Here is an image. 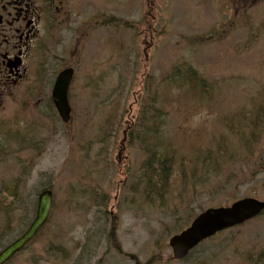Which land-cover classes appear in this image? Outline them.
I'll use <instances>...</instances> for the list:
<instances>
[{
    "label": "rangeland",
    "instance_id": "374dc122",
    "mask_svg": "<svg viewBox=\"0 0 264 264\" xmlns=\"http://www.w3.org/2000/svg\"><path fill=\"white\" fill-rule=\"evenodd\" d=\"M228 1L70 3V21L28 59L31 86L0 89V250L33 222L39 194L54 193L43 229L9 264H264V214L183 260L169 245L207 208L264 201L262 166L241 158L244 173L226 166L184 193L176 175V190L163 198H145L141 181L150 144L139 137L152 115L154 138L162 127L164 143L186 161L224 138L237 145L231 115H264V17H226ZM69 66L65 123L51 94ZM187 66L205 81L183 83L174 70Z\"/></svg>",
    "mask_w": 264,
    "mask_h": 264
},
{
    "label": "trees",
    "instance_id": "16d2710c",
    "mask_svg": "<svg viewBox=\"0 0 264 264\" xmlns=\"http://www.w3.org/2000/svg\"><path fill=\"white\" fill-rule=\"evenodd\" d=\"M174 72L177 78L186 84L194 86L199 82L203 83L205 81L204 77L193 66L176 68ZM148 107L146 105L144 109H148ZM157 110L162 113L161 109ZM144 116V120L148 118L146 113H144ZM151 117V119L145 120V124L149 123V129L144 136L139 137L145 146L150 144V147L144 148L147 158L141 166V181L144 184L145 198H163L166 196L175 189L176 175L180 177L178 180L182 182L180 188L182 193H184L183 191L196 190L197 184H205L206 178L219 176L220 170L226 166L231 169L232 173H236L237 169L244 173L243 164L236 167V163L241 158L246 161L251 160L255 169L260 166L264 168V143H262L264 141V115L260 111H256L255 116L245 115L238 122L234 120V114L229 117L232 120L229 124L230 131L237 139V145H234L231 140L224 138L218 141L216 146L214 145L204 153H201V155L198 154L199 156L196 158L188 159L187 161L184 158L179 159L180 157L177 156L175 148L170 143L166 140L164 143V130L161 125L159 137L154 138L157 137V133L152 128L157 127V125L154 116L152 115ZM162 117L164 115L160 116L161 121L163 120ZM255 149H257L256 152L254 151ZM257 153L259 154L257 155ZM247 164L249 165V163ZM261 171L264 173V169ZM261 171H251V174L256 175L257 172ZM245 180L250 179L240 180V182ZM229 181L231 182L232 180L229 179ZM208 189L211 190L212 188Z\"/></svg>",
    "mask_w": 264,
    "mask_h": 264
},
{
    "label": "flooded vegetation",
    "instance_id": "af4514ba",
    "mask_svg": "<svg viewBox=\"0 0 264 264\" xmlns=\"http://www.w3.org/2000/svg\"><path fill=\"white\" fill-rule=\"evenodd\" d=\"M74 1L0 0V89L31 86L30 55L46 46L50 33L70 21L69 6ZM224 5L226 17H264V0H229Z\"/></svg>",
    "mask_w": 264,
    "mask_h": 264
},
{
    "label": "water",
    "instance_id": "95a60500",
    "mask_svg": "<svg viewBox=\"0 0 264 264\" xmlns=\"http://www.w3.org/2000/svg\"><path fill=\"white\" fill-rule=\"evenodd\" d=\"M72 77L73 69L63 70L59 74L52 92L53 101L64 122H69L71 119V106L68 92ZM53 198L54 195L50 189L44 190L40 194L37 216L34 222L20 238L0 252V264H5L35 237L50 215ZM263 210L264 201L256 198H244L233 203L231 206L207 209L187 229L170 239L174 257L176 259L184 258L201 241L226 228L242 224L256 217Z\"/></svg>",
    "mask_w": 264,
    "mask_h": 264
}]
</instances>
